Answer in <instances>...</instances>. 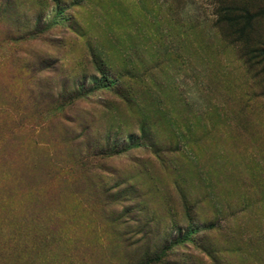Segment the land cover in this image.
Returning a JSON list of instances; mask_svg holds the SVG:
<instances>
[{
  "label": "rangeland",
  "instance_id": "374dc122",
  "mask_svg": "<svg viewBox=\"0 0 264 264\" xmlns=\"http://www.w3.org/2000/svg\"><path fill=\"white\" fill-rule=\"evenodd\" d=\"M235 5L264 0H0V264H264Z\"/></svg>",
  "mask_w": 264,
  "mask_h": 264
},
{
  "label": "trees",
  "instance_id": "16d2710c",
  "mask_svg": "<svg viewBox=\"0 0 264 264\" xmlns=\"http://www.w3.org/2000/svg\"><path fill=\"white\" fill-rule=\"evenodd\" d=\"M220 23L227 24L228 27L234 29V36L238 34L240 37L234 42L243 44L244 49H248L246 53L247 62L251 63L256 61V65L264 62V42L256 43L251 38L254 31V24L256 20L264 15V9L257 12H252L248 7L236 6L228 9H221L219 11ZM243 22V25H241ZM239 27V28H238ZM250 36V37H249ZM238 44V43H236ZM257 67V66H253Z\"/></svg>",
  "mask_w": 264,
  "mask_h": 264
}]
</instances>
